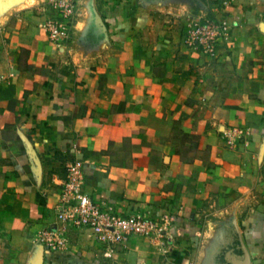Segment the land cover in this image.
I'll return each instance as SVG.
<instances>
[{"label": "crops", "instance_id": "1", "mask_svg": "<svg viewBox=\"0 0 264 264\" xmlns=\"http://www.w3.org/2000/svg\"><path fill=\"white\" fill-rule=\"evenodd\" d=\"M54 15L0 0V264H264V0H77L58 43ZM205 16L232 23L215 55L184 42ZM75 158L98 202L170 213L173 243H39Z\"/></svg>", "mask_w": 264, "mask_h": 264}, {"label": "built area", "instance_id": "2", "mask_svg": "<svg viewBox=\"0 0 264 264\" xmlns=\"http://www.w3.org/2000/svg\"><path fill=\"white\" fill-rule=\"evenodd\" d=\"M56 15L47 18L43 28L54 42L70 37L77 0H48ZM232 30L229 18L193 17L188 23L184 42L197 51L215 55L218 45L227 39ZM246 131L242 127L230 129L228 138L236 143ZM66 177L57 204L56 221L36 233L35 239L51 251L65 250L70 244L74 229H90L107 256L131 236L149 237L168 246L173 243L170 234L171 215L166 211L150 214L147 211L122 213L113 205L98 202L83 190L85 173L83 161L75 158L66 165Z\"/></svg>", "mask_w": 264, "mask_h": 264}]
</instances>
